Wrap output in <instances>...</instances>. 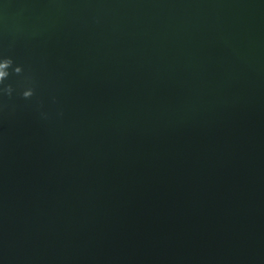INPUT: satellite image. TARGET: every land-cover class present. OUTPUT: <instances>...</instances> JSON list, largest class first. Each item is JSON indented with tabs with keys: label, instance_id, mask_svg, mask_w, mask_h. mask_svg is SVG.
<instances>
[{
	"label": "water",
	"instance_id": "95a60500",
	"mask_svg": "<svg viewBox=\"0 0 264 264\" xmlns=\"http://www.w3.org/2000/svg\"><path fill=\"white\" fill-rule=\"evenodd\" d=\"M0 58V264H264V0H0Z\"/></svg>",
	"mask_w": 264,
	"mask_h": 264
},
{
	"label": "clouds",
	"instance_id": "9594fccd",
	"mask_svg": "<svg viewBox=\"0 0 264 264\" xmlns=\"http://www.w3.org/2000/svg\"><path fill=\"white\" fill-rule=\"evenodd\" d=\"M11 59L10 58H0V79H3L7 75V72L5 69L8 67V65L11 64ZM17 71H20V68H17ZM31 92H25V95H30Z\"/></svg>",
	"mask_w": 264,
	"mask_h": 264
}]
</instances>
